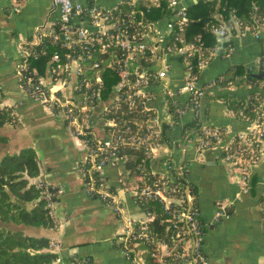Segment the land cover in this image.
<instances>
[{"label": "built area", "instance_id": "2783aa9c", "mask_svg": "<svg viewBox=\"0 0 264 264\" xmlns=\"http://www.w3.org/2000/svg\"><path fill=\"white\" fill-rule=\"evenodd\" d=\"M183 1L50 0V10L55 17L46 27L37 30L30 42L41 44L47 38L48 42L59 45L48 62L47 79L40 76L36 84L31 83V76H26L28 62L24 51L16 66V75L18 85L26 96L38 99L49 111L63 116L72 134L87 145L88 153L78 168L84 179L85 192L106 204L118 217L121 228L117 239L126 257L130 258L127 249L130 244L134 248L139 241L147 240L157 244L156 252L161 259L172 254L182 264H207L202 251L206 225L199 220L198 200L188 184L176 183V179L183 175V163L174 166L170 159H165L155 182L135 185L132 189L133 196L162 202L167 213L165 221L171 227L168 242L152 235L147 223L154 215L145 213L144 219L136 220L125 212L117 192H111L104 173L107 164L123 162L124 157L118 155L121 144L128 143L134 148L144 146L151 155L158 146L156 137L162 121L149 105L152 95L147 91L157 82L164 83L170 116L169 106H172L178 120L186 111H190L192 120L200 121V132L192 136L197 152L201 154L204 150L217 148L221 161L236 176L242 192H249L252 172L264 162V81L254 89L261 95L256 97L257 101H261L252 108L253 115L238 113L245 122L243 130L230 134L222 128L208 126L201 105L208 88L216 82L198 84V74L210 63L214 51L200 37L196 42L185 39L189 17ZM163 5L169 11L167 36H162L158 31L157 19L150 18L155 9ZM210 29L219 38L235 33H251L260 41L261 50L256 70L248 68L247 75L264 77V21L255 26L243 25L232 13L228 22L214 24ZM230 50L229 47L227 52ZM170 54L180 56L185 65L186 75L179 91L187 93L188 99L182 103L171 99L172 93L165 84L169 69L167 56ZM192 58H196L195 64ZM106 68L118 75V81L107 97L104 96L101 74ZM23 79L29 84L28 88L22 84ZM122 94L125 95L128 110L140 112L146 115L145 118L135 119L134 129L130 125H121L103 138H96L93 134L94 142L88 145L84 136L92 126L89 120L94 110L98 108L101 116L109 106L122 98ZM106 123L112 127L118 126L114 120ZM35 182L43 187L42 195L47 199V206L53 208L54 188L41 179ZM260 204L264 206V180ZM227 215L223 205L217 202L212 219L218 221ZM50 248L57 253L60 243L52 241ZM87 261L89 258L81 260L83 263ZM54 264H61L60 256Z\"/></svg>", "mask_w": 264, "mask_h": 264}, {"label": "crops", "instance_id": "0c3cea01", "mask_svg": "<svg viewBox=\"0 0 264 264\" xmlns=\"http://www.w3.org/2000/svg\"><path fill=\"white\" fill-rule=\"evenodd\" d=\"M191 2L194 1L184 0L183 4L188 6ZM54 17L50 0H0V92L4 103L14 107L17 117V123L4 125L0 134L7 137L9 149L34 148L40 171L34 181L41 179L56 191L52 210L57 227L53 241L60 243L57 253L61 264H66L63 258L70 260L67 264H79L77 261L86 258L89 261L82 264H146L143 247L135 246V255L126 257L117 239L121 228L118 217L106 204L85 192L78 168L88 153L87 145L72 134L63 116L49 111L38 99L26 96L18 85L16 66L24 42ZM169 22L166 13L157 18L162 36H167ZM207 47L214 55L199 72L198 84L215 81L218 76H230L237 65L244 70H256L261 46L249 32L217 37V45ZM229 47L231 50L227 52ZM167 62L165 84L172 93L171 99L182 103L188 99L187 93L179 91L186 75L185 65L176 54L168 55ZM41 77L47 79L46 71ZM163 85L157 82L147 88L152 95L149 105L162 122H170ZM251 92L249 84L241 87L237 81L212 85L201 105L205 122L230 134L243 130V118L227 108L224 96L234 95L246 101ZM191 120V112L186 111L173 128L165 131L166 142L154 148L150 170L160 172L165 159H170L174 166L186 164L188 180L195 187L206 225L202 251L207 264H264V206L260 204L264 162L254 168L249 192H242L236 176L221 161L217 148L197 152L194 134L190 135L184 127ZM89 123L92 126L102 123L98 108ZM104 173L125 212L136 220L144 219L145 212L133 198L136 179L129 175L124 164L109 163ZM217 202L228 215L214 221L212 215ZM159 261L166 264L163 258Z\"/></svg>", "mask_w": 264, "mask_h": 264}, {"label": "trees", "instance_id": "16d2710c", "mask_svg": "<svg viewBox=\"0 0 264 264\" xmlns=\"http://www.w3.org/2000/svg\"><path fill=\"white\" fill-rule=\"evenodd\" d=\"M168 12V8L163 5L155 9L150 18L157 19ZM232 13L241 20L243 25L255 26L264 21V0H197L191 2L187 6L189 23L184 32L185 39L188 42H196L197 37H200L206 46L217 45L219 36L213 33L210 27L222 21L228 22ZM31 40L32 37L27 38L23 50L28 62L26 76H31V83L36 84L38 77L47 70L50 57L56 49L58 50L59 45L48 42L47 38L43 43L36 45L31 44ZM191 61L195 64L196 58H192ZM101 74L104 80V96L107 97L113 85L118 81V75L114 70L107 68ZM215 79V84H227L230 81H237L241 87L249 84L253 92L250 93L248 100L244 101L240 97L226 95L224 102L236 116L240 111L243 115H253L252 108L261 101H257L256 97L261 95L254 89H257L264 81V77L247 75V70H244L241 65H237L230 76L225 78L218 76ZM22 84L25 88L29 86L25 79ZM124 97L125 95L122 94L120 100L114 102L101 114L100 117L104 122L87 129L88 132L84 137L87 139L88 145L94 142L93 134L96 138H103L108 132H115L121 125H130L134 129L133 121L145 118L146 115L140 114V112L129 111ZM169 111L172 113L171 121L161 122L160 133L156 137L158 145L166 142L165 131L178 123L172 106H169ZM108 120H114L118 126H109L106 123ZM16 123L14 107L4 103V97L0 92V129L4 125H15ZM200 126V121L195 119L184 127L192 135L200 132ZM7 141V137L0 134V264H54L59 254L51 250L50 244L53 241L57 222L52 208L47 206V199L42 195L43 187L37 186L34 181V178L38 177L40 173L36 151L30 146L18 150L9 149ZM118 155L124 157L122 164L128 170L129 175L135 177L137 186H141L143 183L152 184L157 180L159 173H153L150 170L151 154L144 146L134 148L128 143L121 144L118 148ZM182 170L183 175L176 179V183L188 184L197 198L195 187L188 180L186 164ZM171 174L175 175L173 171ZM110 190L116 192L111 185ZM133 198L145 213L154 215V218L147 223L152 235L155 234L157 239L168 242L171 227L165 221L167 213L163 209L162 202L158 199H146L138 195H134ZM199 220L204 222L201 216ZM132 245L127 247L131 258L136 251ZM137 246L145 248L146 264H160L155 242L142 240ZM172 256V254L163 256V262L182 264L179 259ZM62 261L66 264L70 262L65 258Z\"/></svg>", "mask_w": 264, "mask_h": 264}, {"label": "rangeland", "instance_id": "374dc122", "mask_svg": "<svg viewBox=\"0 0 264 264\" xmlns=\"http://www.w3.org/2000/svg\"><path fill=\"white\" fill-rule=\"evenodd\" d=\"M262 95H264V91H263V94Z\"/></svg>", "mask_w": 264, "mask_h": 264}, {"label": "water", "instance_id": "95a60500", "mask_svg": "<svg viewBox=\"0 0 264 264\" xmlns=\"http://www.w3.org/2000/svg\"><path fill=\"white\" fill-rule=\"evenodd\" d=\"M257 76H259V75H257ZM260 77V76H259Z\"/></svg>", "mask_w": 264, "mask_h": 264}]
</instances>
